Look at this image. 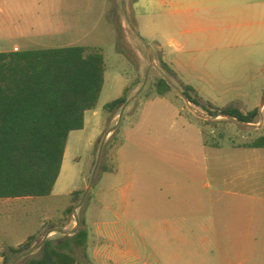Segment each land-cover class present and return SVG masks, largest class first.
Returning a JSON list of instances; mask_svg holds the SVG:
<instances>
[{
  "label": "rangeland",
  "instance_id": "1",
  "mask_svg": "<svg viewBox=\"0 0 264 264\" xmlns=\"http://www.w3.org/2000/svg\"><path fill=\"white\" fill-rule=\"evenodd\" d=\"M68 1L70 6L62 8L72 17L68 33L15 40L7 49L101 52L105 82L96 109L85 113L83 130L69 135L53 193L0 211V230L15 228L11 241L34 237L7 264H29L41 256L45 240L60 245L81 229L88 233L86 245L63 248L77 264H167L185 247L171 225L194 228L195 197L209 191L203 189L209 176L203 168L214 154L201 148L202 140L224 147L216 153L221 160H238L231 145L264 136V113L249 125L216 117L190 103L185 89L193 88L192 98L210 111H259L264 17L252 16L256 6L239 17L224 8L194 14V0H181L180 37L178 28L169 27L177 16L151 0ZM161 78L172 87L165 96L155 87ZM124 96L123 106L105 109ZM163 173L169 179L164 186Z\"/></svg>",
  "mask_w": 264,
  "mask_h": 264
},
{
  "label": "trees",
  "instance_id": "2",
  "mask_svg": "<svg viewBox=\"0 0 264 264\" xmlns=\"http://www.w3.org/2000/svg\"><path fill=\"white\" fill-rule=\"evenodd\" d=\"M104 82V55L86 47L0 53V199L42 198L52 194L69 135L83 130L85 113L96 109ZM155 87L159 96L172 91L164 78ZM190 93L195 90L188 86L184 95L190 103L201 105L216 117L227 116L253 124L260 116L258 109L247 114L234 109L210 111ZM125 103L126 96L107 104L105 109L113 111ZM247 147L264 148V136ZM72 210L71 206L67 212ZM87 238V231L81 229L60 245L47 239L41 256L29 264H77L76 257L63 248L72 243L84 247ZM32 240L29 238L11 251L28 249Z\"/></svg>",
  "mask_w": 264,
  "mask_h": 264
},
{
  "label": "crops",
  "instance_id": "3",
  "mask_svg": "<svg viewBox=\"0 0 264 264\" xmlns=\"http://www.w3.org/2000/svg\"><path fill=\"white\" fill-rule=\"evenodd\" d=\"M151 1L177 16L169 27L178 28L181 37V0ZM70 4L68 0H0V53L37 50H8V44L15 40L50 39L68 33L67 22L72 17L62 8ZM192 6L194 10L190 11L194 14L202 9L224 8L230 17L248 15V8L256 6L259 10L252 11V16L264 17V0H194ZM263 106L259 114L264 113ZM248 144L230 146L238 160H228V156L221 160L216 153L224 147L202 140L201 148L214 154L209 167L203 168L209 175L203 189L209 191L195 197L194 228H181V222L171 225L173 233H181V244L185 247L170 256L167 264H264V148H249ZM65 156L66 151L64 159ZM162 177V186L168 185L164 173ZM22 199L29 198L0 199V211L15 209ZM178 216L181 218V214ZM14 231L15 228L0 230V264H7L8 257L15 259L23 251L11 249H18L34 238L29 235L21 241H11L16 237ZM17 231L16 228V235ZM54 234L51 231L49 238ZM115 248L125 250L121 245ZM5 250L9 252L7 255Z\"/></svg>",
  "mask_w": 264,
  "mask_h": 264
}]
</instances>
